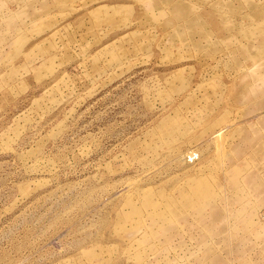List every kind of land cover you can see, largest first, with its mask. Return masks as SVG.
<instances>
[{
  "label": "rangeland",
  "instance_id": "rangeland-1",
  "mask_svg": "<svg viewBox=\"0 0 264 264\" xmlns=\"http://www.w3.org/2000/svg\"><path fill=\"white\" fill-rule=\"evenodd\" d=\"M0 264H264V0H0Z\"/></svg>",
  "mask_w": 264,
  "mask_h": 264
}]
</instances>
